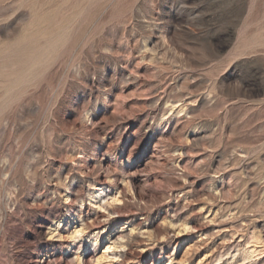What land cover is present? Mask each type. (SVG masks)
I'll use <instances>...</instances> for the list:
<instances>
[{
  "label": "rangeland",
  "instance_id": "rangeland-1",
  "mask_svg": "<svg viewBox=\"0 0 264 264\" xmlns=\"http://www.w3.org/2000/svg\"><path fill=\"white\" fill-rule=\"evenodd\" d=\"M248 3L0 0V264H264Z\"/></svg>",
  "mask_w": 264,
  "mask_h": 264
},
{
  "label": "bare ground",
  "instance_id": "bare-ground-1",
  "mask_svg": "<svg viewBox=\"0 0 264 264\" xmlns=\"http://www.w3.org/2000/svg\"><path fill=\"white\" fill-rule=\"evenodd\" d=\"M102 191L103 190L101 188H98L97 190H95L92 198L93 199H99L101 197ZM54 229H55V227H54ZM79 232H80V229L74 230L73 239H74V237L76 238L79 236ZM81 233H82V231H81ZM112 247H113L112 243H107L106 245H103L102 252L100 253V256L97 259H95L94 264H104L106 261H108V254L112 250ZM248 253H250V252L246 248V250L243 252V254H241L243 256V259L248 257V255H249ZM80 257L81 256L77 257V261L79 264H80V260H81Z\"/></svg>",
  "mask_w": 264,
  "mask_h": 264
},
{
  "label": "crops",
  "instance_id": "crops-1",
  "mask_svg": "<svg viewBox=\"0 0 264 264\" xmlns=\"http://www.w3.org/2000/svg\"><path fill=\"white\" fill-rule=\"evenodd\" d=\"M232 2H235L236 0H231ZM250 3H248V7H253L255 5L256 0H248ZM49 38H60L59 36L57 37H49Z\"/></svg>",
  "mask_w": 264,
  "mask_h": 264
}]
</instances>
